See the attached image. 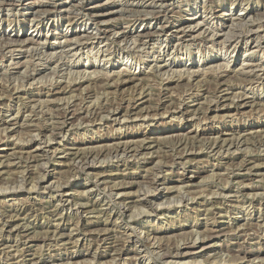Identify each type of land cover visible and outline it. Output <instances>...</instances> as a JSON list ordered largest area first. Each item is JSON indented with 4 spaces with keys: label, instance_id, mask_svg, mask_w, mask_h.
Segmentation results:
<instances>
[{
    "label": "rangeland",
    "instance_id": "374dc122",
    "mask_svg": "<svg viewBox=\"0 0 264 264\" xmlns=\"http://www.w3.org/2000/svg\"><path fill=\"white\" fill-rule=\"evenodd\" d=\"M3 2L0 264H264V0Z\"/></svg>",
    "mask_w": 264,
    "mask_h": 264
},
{
    "label": "bare ground",
    "instance_id": "6f19581e",
    "mask_svg": "<svg viewBox=\"0 0 264 264\" xmlns=\"http://www.w3.org/2000/svg\"><path fill=\"white\" fill-rule=\"evenodd\" d=\"M4 1H7V0H4ZM9 1V0H8ZM13 1V0H12ZM21 1V0H20ZM29 1V0H28ZM161 1V4L159 5V11H161V9L162 8H164L163 6H164V4H163V2H164V0H160ZM34 2V1H33ZM36 2V1H35ZM20 3V2H19ZM9 4V3H8ZM12 4H15L14 2H12ZM30 4V3H29ZM1 6H5V5H7V3L6 2H3V3H1L0 4ZM8 7H9V5H7ZM11 6V5H10ZM6 7V6H5ZM32 7V6H31ZM3 9V8H2ZM243 9V8H242ZM40 10V9H39ZM244 10H245V8H244ZM90 14V13H89ZM107 13H103V14H99V15H97V17L96 16H92V20H98L97 18L98 17H101V16H104V15H106ZM94 15V14H93ZM76 17V16H75ZM233 19H237V18H233ZM246 19V18H245ZM101 20V19H100ZM238 20H244V18H238ZM100 22V21H99ZM236 22V21H235ZM233 23V22H232ZM173 23L171 22V25H172ZM248 24H250V23H248ZM170 25V26H171ZM196 25L197 26H199L200 25V22H198V23H196ZM202 25V24H201ZM204 25H206V24H204ZM243 25V24H242ZM252 25V24H251ZM170 26L169 27H167V25H160V26H156V27H153L151 30H142V32H140V33H138L137 35L139 36V39L138 40H140L141 42H142V44H146V43H148V39H149V41L151 40V38L154 36L155 37V35H160V34H162V33H164V32H166V31H172V30H169V29H171L170 28ZM232 26V25H231ZM230 26V27H231ZM248 26V25H247ZM250 26V25H249ZM194 26L193 25H191V24H187L186 26H182V27H180V28H178L177 30H176V33H179L178 34V37H179V40L181 41V43H183V42H189V40H196L197 41V39H201V38H203V36H204V34L205 33H207L206 34V36H210L211 34V31H210V28H209V26H206V27H203V26H200L199 27V29H200V31L198 32V33H193V30L195 29V28H193ZM202 28V29H201ZM250 28V27H249ZM248 28V29H249ZM68 29V28H67ZM97 29V28H96ZM221 29V28H220ZM236 29V28H235ZM248 29H247V31L245 32V33H242V32H239L238 31V33H226L227 32V30H226V32H224V33H222L221 35H219V36H217V38H220L221 37V39L223 38L225 41L226 40H228L229 38H233L234 39V46H233V52L234 51H236L238 48H240V46H241V41H244L245 43V46H246V50H245V53H247V51H249L250 49H251V47L250 48H247V45H249V42L250 43H252L253 42V40L254 41H256L254 38H253V36L255 35H253V33H251L250 34V32H252L253 30H249L248 31ZM254 29V28H253ZM256 29V28H255ZM254 29V30H255ZM258 29V28H257ZM36 30V29H35ZM34 30V31H35ZM213 30V29H212ZM98 32V35L100 36V37H103V38H106L107 39V36L108 37H110V36H112L113 37V40L114 41H116V40H118V39H120V37L119 36H117V33L116 34H114L113 32H111V31H109L108 30V28H107V26L104 28H102V27H100L99 28V30L97 31ZM97 32H93V30L90 32V31H86L85 32V34H83L80 38H76L75 39V41H73V39H71V38H69L68 39V37H67V41L69 42H74V43H76V44H78L79 46L80 45H84L87 41H89V40H94V39H96V38H99L98 36H97ZM197 32V31H196ZM214 32H216V31H214ZM218 32V31H217ZM220 32V31H219ZM223 32V31H222ZM228 32H230V31H228ZM235 32H237V31H235ZM255 33H256V31H255ZM5 34H6V32H5ZM216 34V33H215ZM257 34V33H256ZM7 35V39L9 40H7L8 42H11V41H20V37H19V33H15L14 35H16L15 37L16 38H13L14 37V35L13 36H11V34L9 33V34H6ZM30 35V34H29ZM110 35V36H109ZM133 34H131V31L129 30V31H127V32H124V33H122V36L121 37H125V38H127L128 39V37H130V36H132ZM261 35V34H260ZM229 36V37H228ZM18 37H19V39H18ZM66 37V36H65ZM116 37V38H115ZM211 38H208V37H206V39L204 38L203 40L205 41V42H207V40H211L212 41V39H214V35L212 34L211 36H210ZM35 37H33L32 36V33H31V36H28V37H26V38H24L23 40H21V42H22V44H30V43H34V42H36V40L34 39ZM208 38V39H207ZM228 38V39H227ZM257 38H258V36H257ZM105 39V40H106ZM122 39V38H121ZM120 39V40H121ZM222 39V40H223ZM260 39H264V35L263 36H260ZM104 40V41H105ZM119 40V41H120ZM202 40V41H203ZM230 40V39H229ZM228 40V41H229ZM67 42V43H68ZM102 42V41H101ZM169 42V41H168ZM192 42V41H191ZM91 43V42H90ZM104 43V42H103ZM12 44H13V42H12ZM69 44H71V43H69ZM73 44V43H72ZM119 44V43H118ZM141 44V43H140ZM24 46V45H23ZM85 46V45H84ZM104 46H106V43H105V45ZM141 46V45H140ZM249 46H251V44L249 45ZM75 47V46H74ZM82 47V46H81ZM260 47V46H259ZM68 48V47H67ZM219 48V47H218ZM261 48V47H260ZM121 49V48H120ZM99 50V49H98ZM103 50V49H102ZM105 50V49H104ZM124 50V49H123ZM262 50V49H261ZM13 51V50H12ZM109 51V50H108ZM257 51V50H256ZM262 51H264V50H262ZM90 52H91V50H90ZM126 53V52H125ZM131 53V50L130 49H128V54H130ZM90 55L92 54V52L91 53H89ZM96 54L98 55V53L96 52ZM264 54V53H263ZM93 55V54H92ZM2 56V55H1ZM72 56V55H71ZM96 56V55H95ZM110 57V56H109ZM128 57V56H127ZM130 57V56H129ZM12 59V58H11ZM108 59V58H107ZM129 59V58H128ZM100 60V59H99ZM38 61V60H37ZM25 63V62H24ZM250 63V62H249ZM254 64V63H253ZM169 65H171V64H164L163 66H161V68H167ZM227 65H229V64H227ZM30 66V65H29ZM100 66V65H99ZM212 66V65H211ZM223 66V65H222ZM222 66H220L221 68H222ZM251 66V65H250ZM254 66L255 67H260V68H262V67H264V60H263V58H261L260 60H259V62H257L256 64H254ZM23 68V67H22ZM54 68V67H53ZM217 68H219V66L217 67ZM187 68H185V70H186ZM210 69V68H209ZM254 68L252 67V70H253ZM256 69V68H255ZM127 70V69H126ZM217 70V69H216ZM125 71V70H124ZM241 71V70H240ZM250 71V70H249ZM56 72V71H55ZM171 72V71H170ZM182 72V71H181ZM198 72H199V70H198ZM119 73V72H118ZM125 73H126V71H125ZM129 73V72H128ZM206 73H207V71H206ZM209 73V72H208ZM213 73V72H212ZM216 73V72H215ZM78 74V73H77ZM204 74V73H203ZM214 74V73H213ZM92 75V74H91ZM118 75V74H117ZM121 75V74H120ZM123 75V74H122ZM76 76V75H75ZM112 76V75H111ZM111 76H109V77H111ZM77 77V76H76ZM116 77V76H115ZM123 78H122V82H126V81H129V80H133V79H136V77H132V76H125V74L122 76ZM210 77V76H209ZM257 77V76H256ZM114 78V77H113ZM263 78V77H262ZM109 79V78H108ZM110 79H112V78H110ZM188 79V78H187ZM219 79V78H218ZM43 80V79H42ZM107 80V79H106ZM120 80V79H119ZM216 80V79H215ZM222 80V79H221ZM139 81V80H138ZM120 82V81H119ZM7 83V82H6ZM23 85V84H22ZM221 86V85H220ZM65 87H67L66 85H65ZM64 87V88H65ZM237 94V93H236ZM159 96V95H158ZM215 96V95H214ZM219 96V95H218ZM240 97V96H239ZM232 99V98H231ZM231 99H230V101H231ZM234 100V99H233ZM59 102V101H58ZM214 102V101H213ZM234 102V101H233ZM162 104V103H161ZM226 104V103H225ZM229 104V103H228ZM58 105V104H57ZM181 105V104H180ZM224 105V104H223ZM230 105V104H229ZM133 106V105H132ZM171 106V105H170ZM210 106V105H209ZM216 106V105H215ZM127 107V106H126ZM211 107V106H210ZM223 107V106H222ZM121 108V107H120ZM137 108V107H136ZM175 108H177V107H175ZM180 108V107H179ZM217 108V107H216ZM97 109H99V108H97ZM97 109H94V111H98ZM56 110V109H55ZM63 110V109H62ZM117 110V109H116ZM169 110V109H168ZM109 111V110H108ZM127 111H129V110H127ZM71 112V111H70ZM62 113V112H61ZM63 113L65 114V116L66 117H68V114H69V110L67 111V109L65 110V111H63ZM59 114V113H58ZM18 117V116H17ZM15 119H17V118H15ZM17 122V121H16ZM15 122V123H16ZM240 133V132H239ZM261 134V133H260ZM144 141V140H143ZM233 144V143H232ZM214 145H215V143H214ZM141 146H142V144H141ZM127 147L128 146H123V148L124 149H127ZM120 150V149H122V145L120 146V145H118V146H116V148H115V150L117 151V150ZM222 149V148H221ZM173 151V150H172ZM125 152V151H124ZM123 153V152H122ZM120 154V153H119ZM88 155V154H87ZM88 157V156H87ZM86 157V158H87ZM89 164V163H88ZM156 167V166H155ZM244 167V166H243ZM154 175V174H153ZM13 189V188H12ZM187 198V197H186ZM140 201V200H139ZM165 202V201H164ZM171 204V203H170ZM93 205V204H92ZM124 207H126V208H128L126 205H124ZM91 209L92 208H90V211H91ZM87 210V209H86ZM210 234V233H209ZM196 241H190V242H186V243H184V249H186V251L185 252H182L181 250H178V252H177V254H176V252H175V250L176 249H178V247L177 248H175V250H173V251H168V252H166L167 253V255L169 256V255H171V254H174L175 253V257H176V255H188V254H193V253H195V251H194V247L196 246ZM210 246V245H209ZM180 249H182V248H180ZM247 250V249H246Z\"/></svg>",
    "mask_w": 264,
    "mask_h": 264
}]
</instances>
